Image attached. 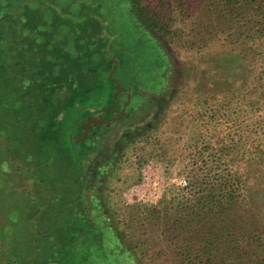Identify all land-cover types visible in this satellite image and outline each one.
Listing matches in <instances>:
<instances>
[{
    "label": "trees",
    "instance_id": "1",
    "mask_svg": "<svg viewBox=\"0 0 264 264\" xmlns=\"http://www.w3.org/2000/svg\"><path fill=\"white\" fill-rule=\"evenodd\" d=\"M164 7L182 25L189 22L187 32L172 26ZM115 14L122 27L111 24ZM130 27L142 47L135 54L150 56L154 77L142 75L145 66L134 63L138 72L124 84L115 81L106 100L83 104L89 92L81 90L79 98L75 92L96 81L91 63L112 74L116 56L123 68H130L129 42L121 35ZM67 36H75L74 42L60 46ZM215 46L218 55L236 54L246 81H263L264 99V0H0V264H50L46 254L54 258L73 251L82 229H97L92 223L112 232L97 217H103V209L84 195L85 162L118 126L142 119L154 102L165 105L173 92L178 50ZM57 54L66 64H58ZM81 56L90 66L87 74L81 73ZM258 63L261 75L256 74ZM222 67L216 64L215 70L224 79ZM223 82L210 90L217 97L231 90ZM100 107H112L113 113L84 115ZM89 116L100 120L92 126ZM209 181L196 179L190 198L170 200L163 213L153 211L156 220L166 219L171 264H264V199L260 208L247 194L251 205L246 207L238 179ZM90 207L94 214L79 225L77 217ZM116 250L136 263L129 249L118 243Z\"/></svg>",
    "mask_w": 264,
    "mask_h": 264
},
{
    "label": "rangeland",
    "instance_id": "2",
    "mask_svg": "<svg viewBox=\"0 0 264 264\" xmlns=\"http://www.w3.org/2000/svg\"><path fill=\"white\" fill-rule=\"evenodd\" d=\"M115 6L116 3L107 4L108 9ZM164 9L163 15L169 20L172 15L166 10L167 7ZM91 15L93 20L97 19V15ZM82 16L84 13L79 17ZM120 17L113 15L111 24L122 27V23L118 22ZM175 17H171L175 24H170L173 27L182 26L187 32L186 24L189 22L184 21L182 25ZM121 35L124 42H129L130 68H123V60L115 59L116 56L111 59L112 74L103 71L98 63H91L98 72L96 81L75 92L77 98L83 97L81 90L89 92L88 96L83 97L87 100L83 104L98 105L97 102L106 100L108 90L115 81L124 84L127 78L138 72L134 63L141 62L145 66L142 75L154 77L155 66L150 56L143 52L135 54V49H142L135 30L130 27L125 30L124 36L123 32ZM71 39H75V36H71ZM71 39L67 36L66 42L60 43V46L73 43ZM90 44L94 43L91 41ZM168 49L173 51L172 47L168 46ZM219 53L216 46L199 52L178 50L173 57L176 67L173 92L168 95L165 105L159 106L154 102L142 119L118 126L109 133L99 152L87 159L82 180L84 195L88 201L95 200L103 209V217L100 214L97 217L112 232L107 233L106 228L102 227L99 231V225L92 223L101 232L100 235L95 228L82 229L73 251L56 256L53 254L54 258L50 254L44 256H48L50 264H133L128 253L116 250L118 243L122 249L133 252L135 264H171L172 257L170 259L165 250L166 219L156 220L153 211L163 213L170 200L190 198V187L202 177H207L210 183H214L217 177H234L240 181L242 205H251L247 203V194L252 203H263V81H246L242 76L244 65L236 54ZM60 55L55 56L58 64H66ZM81 60V63H86L85 57L81 56ZM216 64L223 65L224 79L215 70ZM256 67V74L261 75L263 65L258 63ZM89 70V64H85L81 73L87 74ZM70 71V68L65 71V76ZM223 80L230 83L231 90L217 97L210 90L220 82L224 86ZM95 113L110 114L113 108L84 111V115L94 116ZM92 116L89 117L94 126L100 119L96 117L94 121ZM18 189L14 190L13 196ZM9 197L11 202L13 198L11 195ZM81 207L77 206L76 209ZM259 207H263V204ZM90 209L86 215L77 217L79 225L83 218L87 221L88 213L94 214ZM104 235L108 236L106 241L103 240ZM43 262L41 260V264Z\"/></svg>",
    "mask_w": 264,
    "mask_h": 264
}]
</instances>
